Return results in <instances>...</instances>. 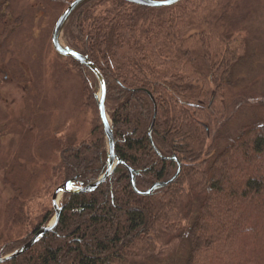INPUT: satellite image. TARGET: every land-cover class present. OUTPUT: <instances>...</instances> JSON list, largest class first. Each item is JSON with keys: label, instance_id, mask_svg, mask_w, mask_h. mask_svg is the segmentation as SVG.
Returning a JSON list of instances; mask_svg holds the SVG:
<instances>
[{"label": "trees", "instance_id": "trees-1", "mask_svg": "<svg viewBox=\"0 0 264 264\" xmlns=\"http://www.w3.org/2000/svg\"><path fill=\"white\" fill-rule=\"evenodd\" d=\"M244 19L240 0L160 7L89 0L71 14L64 41L104 79L114 150L135 171V189L171 178L177 163L167 157L181 168L149 195L135 191L121 164L93 190L64 193L53 230L0 264H264V125L241 126L222 150L215 136L250 98L235 92L232 80L246 50ZM70 65L91 125L81 140L59 142L48 193L72 178L85 186L106 168L97 79L76 60ZM52 216L44 206L25 217L21 236L1 245L0 254L21 247ZM202 228L216 232L206 237Z\"/></svg>", "mask_w": 264, "mask_h": 264}, {"label": "rangeland", "instance_id": "rangeland-1", "mask_svg": "<svg viewBox=\"0 0 264 264\" xmlns=\"http://www.w3.org/2000/svg\"><path fill=\"white\" fill-rule=\"evenodd\" d=\"M68 3L0 0V246L21 236L25 217H34L44 206L53 212L47 224L53 220L51 196L57 186L49 193L44 187L58 162L59 142H77L90 130L92 114L85 108L72 58L58 54L51 43L52 28ZM240 7L246 50L232 80L234 91L250 98L215 132L219 150L241 126L264 125V104L258 102L264 98V0H240ZM59 41L66 45L62 31ZM195 211L193 207L191 214ZM199 232L207 237L216 231ZM185 252L180 248L178 253L182 257Z\"/></svg>", "mask_w": 264, "mask_h": 264}, {"label": "water", "instance_id": "water-1", "mask_svg": "<svg viewBox=\"0 0 264 264\" xmlns=\"http://www.w3.org/2000/svg\"><path fill=\"white\" fill-rule=\"evenodd\" d=\"M89 0H72L66 8L62 11L58 19L56 20L52 32H51V43L53 49L60 55L65 57H71L72 59L76 60L80 64L86 66L88 69L91 70L95 78L97 79L98 86H99V95L97 96V106H98V112L99 117L101 120V123L103 125V131L106 139L107 144V160H106V168L102 175L99 176L95 181L85 185V186H77L75 178L69 179L60 185H58L52 193L51 196V205L54 210V217L53 220L49 224H45L41 226L35 234L21 247L14 250L13 252L6 254L4 256L0 255V263H3L7 260H10L22 253H24L27 249H29L42 235L45 233L53 230V228L58 223L60 213H61V205L57 203L58 198L63 195L64 193H80V192H87L91 191L94 188H96L98 185L103 183L114 171L117 165L121 164L123 165L129 172L130 181L132 183L133 188L134 186V173L135 171L129 167L125 162L121 161L120 158L117 156L114 150V139H113V132L111 128V124L109 121V118L106 113L105 109V82L104 79L100 73V71L97 69V67L93 64V62L86 56L80 54L79 52L73 50L72 48L68 47L67 45H62L59 41V35L67 21V19L71 16V14L82 4L87 2ZM130 3L148 6V7H160V6H169L173 5L180 0H125ZM154 119V116H153ZM153 122L150 125V128L148 130V134L150 137V132L152 128ZM151 139V137H150ZM167 159L174 160L177 163V169L175 174L164 181H158L155 182L153 185H151L148 189L140 191L135 189V191L138 194L141 195H149L151 194L155 189L164 187L171 183L179 174L181 164L177 160L175 156L167 157Z\"/></svg>", "mask_w": 264, "mask_h": 264}]
</instances>
